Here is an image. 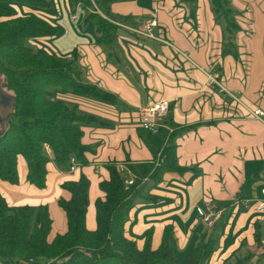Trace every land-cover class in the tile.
Instances as JSON below:
<instances>
[{
  "label": "crops",
  "instance_id": "0c3cea01",
  "mask_svg": "<svg viewBox=\"0 0 264 264\" xmlns=\"http://www.w3.org/2000/svg\"><path fill=\"white\" fill-rule=\"evenodd\" d=\"M47 1L9 4L17 14L57 28L55 34L31 38L32 46L75 59L80 79L108 94L95 98L55 87L53 96L103 121L83 125L87 163L62 169L49 149L43 187L29 180L27 158L18 154V182L0 178L6 200L48 205L53 238L68 228L59 203L71 195L64 183L85 173L90 178L86 225L95 229L96 201L106 197L100 183L110 178L111 167L125 174L151 171L173 142L182 168L165 171L128 205L126 234L142 247L152 229V244L158 247L169 227L183 260L198 242L212 237L214 250L205 264H231L249 253L251 264H264V210L255 206L264 196V121L249 109L264 108V0H231L234 30L217 17L211 0H114L110 17L118 29L110 42L99 40L96 21L79 3L83 21L81 13H61L65 0ZM149 18L158 20L156 37L129 28ZM214 71L223 85L242 93V102L207 83V72ZM1 81L0 117L7 125L15 94ZM163 98L169 99L170 110L158 131L150 132L141 124L142 112ZM201 205L220 211L213 225L204 222Z\"/></svg>",
  "mask_w": 264,
  "mask_h": 264
},
{
  "label": "trees",
  "instance_id": "16d2710c",
  "mask_svg": "<svg viewBox=\"0 0 264 264\" xmlns=\"http://www.w3.org/2000/svg\"><path fill=\"white\" fill-rule=\"evenodd\" d=\"M13 1L48 4L47 0H0V74L3 85L15 94L14 107L6 115L7 127L0 134V178L18 182V154H23L28 161L29 180L43 187L51 159L49 149L62 169H71L75 161L87 163L85 153L89 146L82 141L83 125L103 121L76 105L56 99L53 89L59 87L95 98L108 94L80 79L75 59L32 46L31 38L55 34L57 28L36 21L31 15L17 14L8 3ZM75 1L88 18L96 21L99 40L112 41L118 25L97 9L110 16L114 0ZM211 1L217 17L224 18L230 29H237L231 0ZM162 158L151 171L138 172L132 184L126 180L134 172L125 174L111 167L110 178L100 183L106 197L96 201L95 229L86 225L90 178L82 173L77 180L64 183L71 195L61 197L59 203L66 212L68 228L53 238H50L52 217L48 205H12L0 191V264H205L214 250L212 237L198 242L183 260L176 254L169 227L158 247L152 244V229L147 230L142 247L126 234L128 205L160 180L165 171L182 168L173 142L164 147ZM252 255L238 257L231 264H251Z\"/></svg>",
  "mask_w": 264,
  "mask_h": 264
},
{
  "label": "built area",
  "instance_id": "2783aa9c",
  "mask_svg": "<svg viewBox=\"0 0 264 264\" xmlns=\"http://www.w3.org/2000/svg\"><path fill=\"white\" fill-rule=\"evenodd\" d=\"M72 18H75V15H72ZM158 24L157 18H149L143 26H136V27H129L131 30L148 35L151 37H156V35L151 32V27L156 26ZM209 83H217L220 85L221 90L230 97L235 100L242 102L240 92H234L223 85L220 81H218L217 76L211 75L209 78ZM253 116L257 119H261L264 121V108L256 107V108H249ZM170 110V101L167 98H163L160 100H156L149 104L144 111L142 112L141 116V124L144 128L149 130L150 132H157L160 125V120L168 114ZM75 161V160H74ZM76 167V161L72 164L71 170ZM136 178V174L132 173L131 177L126 180L128 184H132ZM147 179V177H145ZM264 195V188L262 189ZM257 209L264 210V196L261 199L256 200L255 204ZM198 211L202 216L204 222L206 224L213 225L217 219L220 218L221 213L217 210L211 208L206 209L204 206H198Z\"/></svg>",
  "mask_w": 264,
  "mask_h": 264
},
{
  "label": "rangeland",
  "instance_id": "374dc122",
  "mask_svg": "<svg viewBox=\"0 0 264 264\" xmlns=\"http://www.w3.org/2000/svg\"><path fill=\"white\" fill-rule=\"evenodd\" d=\"M8 3H10V2H8ZM81 6V5H80ZM60 10H61V13H64V12H66L67 14H70V13H81V8H79L78 6H77V4H76V1L75 0H70V1H68V0H65L64 1V3H61L60 4ZM98 10V12H100L102 15H103V17H105L106 19H108L109 21H111V22H113V20L111 19V17L106 13V12H104V10H102V9H97ZM84 13L85 12H83V13H81V15H80V20L81 21H83V16H84ZM122 29H123V27H122ZM123 30H125V29H123ZM151 32H153L154 33V26L153 27H151ZM145 36H148V35H145ZM151 37V36H150ZM219 73V72H218ZM217 73V71L215 72H207V83L208 84H210L209 83V78H210V76L211 75H213V76H217V79H218V81H220L221 82V80H220V76H219V74ZM2 79H1V74H0V81H1ZM2 82V81H1ZM222 83V82H221ZM212 85H215V86H217L216 88H219L220 87V85H218L217 83H211ZM223 84V83H222ZM227 87V86H226ZM3 88L5 89V90H7V91H12L11 89H9V88H6L4 85H3ZM228 88V87H227ZM230 89V88H229ZM220 90H221V87H220ZM230 90H232V89H230ZM223 93H224V91L223 90H221ZM233 91V90H232ZM241 93V92H240ZM224 95H226L225 93H224ZM241 95H242V93H241ZM228 96V95H227ZM152 103V102H151ZM150 103V104H151ZM254 108H256V107H254ZM6 127H7V125H6V123H5V121L4 120H2V117H0V134L1 133H3V131L6 129ZM163 161V158L162 157H160L159 158V162L158 163H156L155 165H154V167H153V169L157 166V165H159L161 162Z\"/></svg>",
  "mask_w": 264,
  "mask_h": 264
}]
</instances>
